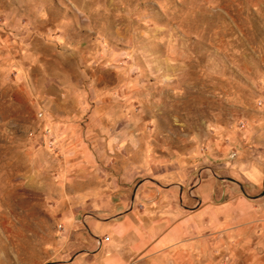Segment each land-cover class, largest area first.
<instances>
[{
	"label": "rangeland",
	"instance_id": "374dc122",
	"mask_svg": "<svg viewBox=\"0 0 264 264\" xmlns=\"http://www.w3.org/2000/svg\"><path fill=\"white\" fill-rule=\"evenodd\" d=\"M141 187L161 264H264V0H0V264H102Z\"/></svg>",
	"mask_w": 264,
	"mask_h": 264
},
{
	"label": "crops",
	"instance_id": "0c3cea01",
	"mask_svg": "<svg viewBox=\"0 0 264 264\" xmlns=\"http://www.w3.org/2000/svg\"><path fill=\"white\" fill-rule=\"evenodd\" d=\"M143 188L145 187L139 188L130 207L128 205L123 206V211L106 219L105 222L87 221L89 233L86 232V234L88 238L91 239L90 236H94L102 240L99 243L100 251L97 249L94 252V258L97 262L101 260L102 264H151L148 260L155 258L152 264H161L167 252H171L173 256L179 255L181 258L187 257L189 253L191 256L195 246L193 239H185L187 237H184L183 233L185 231L184 224L190 222L192 225L193 223L192 213L179 212L180 222L173 228L167 226V223L172 222L174 217L168 222L167 213L164 217H160L158 210L165 207L164 203L158 200L152 202L146 209L144 205L142 206L143 210L138 208V205L142 203L141 189ZM113 208L118 209L120 207L114 205L111 209ZM153 223H157V225L154 226ZM98 231L103 236L102 238L95 235ZM162 231L164 234L160 233ZM151 234H154L155 237L151 238ZM107 235L109 240L104 239ZM80 246L82 245L74 247L79 248ZM172 247L174 248L169 251L168 249ZM107 251L109 254L106 253ZM83 255L84 253H81L79 257Z\"/></svg>",
	"mask_w": 264,
	"mask_h": 264
}]
</instances>
